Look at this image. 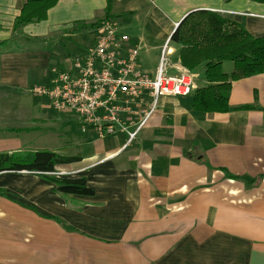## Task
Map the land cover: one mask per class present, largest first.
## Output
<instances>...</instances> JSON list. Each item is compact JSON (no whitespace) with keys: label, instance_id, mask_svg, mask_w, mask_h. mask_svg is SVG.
<instances>
[{"label":"crops","instance_id":"1","mask_svg":"<svg viewBox=\"0 0 264 264\" xmlns=\"http://www.w3.org/2000/svg\"><path fill=\"white\" fill-rule=\"evenodd\" d=\"M109 3L121 32L139 45V70L151 78L168 40L165 74L198 78L203 68L184 69L171 41L192 12H215L264 36V4L249 0H59L20 36L60 43L93 36L70 32L103 20ZM23 4L0 0V42L18 36ZM75 56L63 55L60 67ZM192 103V96L160 97L131 144L137 117H124L127 132L104 139L93 130L70 137L66 125L72 153L52 152L82 160L57 171L86 178L93 197L59 195L39 174L0 173V264H264V74L231 86L229 105L253 110L202 114ZM18 151L0 143V153Z\"/></svg>","mask_w":264,"mask_h":264},{"label":"built area","instance_id":"2","mask_svg":"<svg viewBox=\"0 0 264 264\" xmlns=\"http://www.w3.org/2000/svg\"><path fill=\"white\" fill-rule=\"evenodd\" d=\"M169 44L170 40L151 78L139 70V45L121 32L117 20L106 19L94 30L86 50L65 66L52 68L48 82L33 87L32 94L46 100L58 115L77 116L82 133L93 130L100 139L127 132L126 117L139 118L137 130L127 132L131 144L154 115L160 97H189L196 90L191 73L186 71L179 77L165 74ZM145 97L151 99L150 104H145Z\"/></svg>","mask_w":264,"mask_h":264},{"label":"trees","instance_id":"3","mask_svg":"<svg viewBox=\"0 0 264 264\" xmlns=\"http://www.w3.org/2000/svg\"><path fill=\"white\" fill-rule=\"evenodd\" d=\"M227 3L233 0H223ZM264 4V0H249ZM59 0H24L20 15L14 22V34L20 36L24 27L45 21L51 9ZM110 6L106 17L95 23H77L70 33L79 34L95 30L102 21L114 19L110 16ZM17 36V37H18ZM172 43L180 48V60L184 69L193 72L201 67L208 83L192 94V110L202 114L229 113L237 110H253V106L232 108L229 97L233 82L264 74V36L254 37L241 25L218 13L195 11L185 17L171 37ZM0 42V47L8 44ZM233 64V72L226 74L222 65ZM82 160L77 156H64L52 151L25 153H0V173L28 172L39 174L54 186L55 193L62 196L93 197L95 191L88 186L86 178L58 177L56 172ZM225 176L232 180L235 177ZM255 181H253L254 183ZM68 231L71 228L56 219Z\"/></svg>","mask_w":264,"mask_h":264},{"label":"rangeland","instance_id":"4","mask_svg":"<svg viewBox=\"0 0 264 264\" xmlns=\"http://www.w3.org/2000/svg\"><path fill=\"white\" fill-rule=\"evenodd\" d=\"M92 38L91 34L77 35L72 39H62L60 43L55 39L32 41L18 36L8 40L9 43L4 47H0L2 145L9 141L10 146L21 149L16 152L21 154L53 151L64 147L72 153L68 147L67 135L70 137L79 135L81 129L77 116L56 114L46 100L36 98L32 94V88L45 85L52 76V68H61L63 55L75 56L80 50H86L92 43ZM223 71L226 74L232 73L233 64L225 63ZM196 74L198 75L195 80L196 87L205 86L207 82L203 69H197ZM66 125H69L67 129L70 134L66 133ZM11 129L15 131L10 132ZM60 173L67 172H56L57 175ZM69 174L73 176V173Z\"/></svg>","mask_w":264,"mask_h":264}]
</instances>
